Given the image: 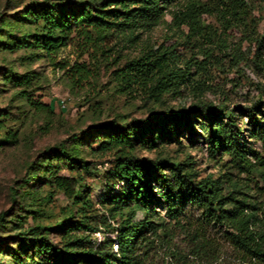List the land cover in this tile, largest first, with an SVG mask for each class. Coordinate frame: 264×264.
I'll return each instance as SVG.
<instances>
[{
    "label": "trees",
    "instance_id": "trees-1",
    "mask_svg": "<svg viewBox=\"0 0 264 264\" xmlns=\"http://www.w3.org/2000/svg\"><path fill=\"white\" fill-rule=\"evenodd\" d=\"M256 1L29 0L0 15V54L16 57L0 67V91L12 90L20 103L17 114L0 109V151L20 143L29 114L53 113L43 101L47 76L35 64L62 70L71 86L81 88L103 65L90 62V51H102L111 39L138 41L168 15L174 33L180 32L168 43L107 62L119 91L144 96L148 116L92 124L27 161L9 189L10 207L0 213V264H150L162 239L194 213L222 231L242 262L264 264V84L245 105L206 98L212 70L226 63L237 70L253 63L264 73ZM207 15L224 36L243 33L250 48L243 51L241 43L229 52L223 39L214 43ZM74 40L83 43L88 62L58 61ZM186 96L189 107L156 108ZM184 132L191 140L201 136L215 174L201 176L180 140ZM171 144L178 145L174 155L167 151ZM141 149L155 156H141ZM95 184L101 186L97 199ZM192 256L205 253L197 249ZM172 258L184 264L187 256L176 252Z\"/></svg>",
    "mask_w": 264,
    "mask_h": 264
},
{
    "label": "rangeland",
    "instance_id": "rangeland-1",
    "mask_svg": "<svg viewBox=\"0 0 264 264\" xmlns=\"http://www.w3.org/2000/svg\"><path fill=\"white\" fill-rule=\"evenodd\" d=\"M209 1L217 3L218 0H202L204 3ZM28 2L29 0H0V15L13 12L14 6L15 10L21 9ZM256 7L255 15L260 20L259 31L263 32L264 0H257ZM205 20L207 24H212L216 29L214 43L223 39L229 52L241 43L243 51L250 48L248 41H244L245 36L240 31H227L224 36L225 30L218 25L213 17L207 15ZM171 22L172 19L168 15L164 23L151 31L141 33L138 41L122 40L115 37L103 45L102 51H90L92 59L90 62L101 61L103 65L94 73V79L85 87L71 86L62 70L55 69L45 62L33 66L34 69L47 76V81L42 84L46 94L43 101L50 104L53 113L50 118L29 114L24 124V135L20 143L16 146L5 147L0 151V213L10 207V187L20 181L25 173L27 161L39 150L54 145L67 138L72 132L85 129L92 124H99L121 115L130 118H145L149 115L151 106L145 101L144 96L135 91L121 92L118 90V82L112 75L114 66L113 64L108 65L107 62L111 64L113 58L117 56L119 58L127 55L134 56L145 47H156L163 42L168 43L172 38L174 39L176 34L180 35V32L174 33L175 29ZM85 50L86 48L80 40H74L62 49L58 61L68 63L70 66L84 61L88 62ZM252 52H255L254 47ZM15 58V56L6 57L0 54V67L7 66ZM92 67L94 68V66ZM239 70L232 68L228 63L224 67L212 70V80L209 81L212 84V91L206 93V98L216 103L220 99L226 98L230 107L245 105L256 100L260 96V88L264 84L263 70L253 63ZM190 102V98L186 96L184 99L168 101L165 107L156 106V108L165 110L170 107V109L176 110L181 107H189ZM19 104L18 101L12 100V90L0 91V109L17 114ZM17 124H19V120H17ZM197 132L200 133L199 130ZM180 140L183 142L186 154H190L196 162V168L200 170L202 177L217 172L214 164L208 159L201 136L198 135L191 140L190 135L184 132L180 135ZM176 150H178L176 144L167 146V151L171 155H174ZM139 154L148 157L155 156V152L143 149L139 151ZM94 166H99L98 161L94 163ZM100 191L101 186L95 184L92 192L94 199H97ZM58 198L63 199L62 195H59ZM189 219L180 228H173L168 233V239H162L150 264H174L172 254L176 252L184 257L187 256L184 264H248L241 261L240 255L226 241L225 235L220 229L203 224L199 219V213H194ZM101 236L102 233L97 235V237ZM0 239H5L4 235H0ZM197 249L205 253L203 258L192 256V253Z\"/></svg>",
    "mask_w": 264,
    "mask_h": 264
}]
</instances>
